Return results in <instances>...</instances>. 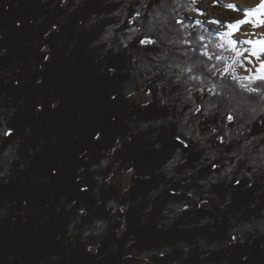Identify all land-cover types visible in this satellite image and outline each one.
<instances>
[{
    "label": "trees",
    "instance_id": "16d2710c",
    "mask_svg": "<svg viewBox=\"0 0 264 264\" xmlns=\"http://www.w3.org/2000/svg\"><path fill=\"white\" fill-rule=\"evenodd\" d=\"M196 9L0 0V264H264V80Z\"/></svg>",
    "mask_w": 264,
    "mask_h": 264
},
{
    "label": "rangeland",
    "instance_id": "374dc122",
    "mask_svg": "<svg viewBox=\"0 0 264 264\" xmlns=\"http://www.w3.org/2000/svg\"><path fill=\"white\" fill-rule=\"evenodd\" d=\"M197 9L193 12H189L188 15L196 19V21H202L207 24L210 28L219 32L224 38H228L230 40H235L239 38V40H251L254 43L252 45L248 44H237L236 47L243 51L244 49H249V52H244V56H248V60L244 59V56H240L235 63V72L240 75H248V78L258 77L264 75V69H261V63L264 62V55H260L259 59L252 57L250 55V51L254 50V48L260 49L259 47H255L254 44L259 39H264V35L258 38L255 36L256 34H264V25H260L259 21L264 19V9L259 12L258 19L254 22L244 23L240 25V28L244 29V34L249 35L246 38L237 37L233 33L232 36H227L225 33L231 31L228 29L227 25L235 24L237 20L249 18L248 11L254 9L252 6H244L235 0H220V2H215V0H195ZM256 1V0H255ZM262 0H257L254 4L261 2ZM235 4L238 7L242 8L244 11H234L233 9L227 8L224 5L226 4ZM253 5V6H255ZM261 5V4H260ZM252 7V8H251ZM213 21H220V23H213ZM242 33L241 29L239 30ZM261 35V34H260ZM249 60L251 63H249ZM240 62L243 63V67L240 66ZM133 100L146 103L151 99V95L138 92L135 93L132 97ZM115 184L120 187L121 190H124L131 183V173L127 172L121 174L114 178Z\"/></svg>",
    "mask_w": 264,
    "mask_h": 264
},
{
    "label": "snow or ice",
    "instance_id": "6c2138e0",
    "mask_svg": "<svg viewBox=\"0 0 264 264\" xmlns=\"http://www.w3.org/2000/svg\"><path fill=\"white\" fill-rule=\"evenodd\" d=\"M195 2V0H194ZM215 2H220V0H215ZM225 7L227 8H230V9H233L234 11H244L242 8L238 7L237 5L235 4H226L224 5ZM260 8L264 9V0H262V3L261 5L259 6ZM248 11V15H253L255 10H247ZM137 16H139V13L136 14ZM249 20L247 18L245 19H240V20H237L235 24H229L227 25L228 29H230L231 31L225 33V35L227 36H232L234 32H237L239 31V27L241 24H244V23H248ZM213 23H220V21H213ZM259 24L260 25H264V19H261L259 21ZM131 31L135 32L136 29H132ZM203 39V37H201V40ZM153 43L152 40L150 39H141L140 40V44L141 45H146V44H151ZM254 42L251 41V40H239V38H236L235 40H230L229 41V44L232 45V51L235 52V55L236 57H240V56H244V52H249V49H244L243 51L239 50L236 45L237 44H248V45H252ZM257 44H260L261 47H260V54H264V39L260 40V41H257L255 42ZM216 47L218 48H224V44H219L217 45ZM203 56H206L208 58L209 61L215 59L216 61H222L224 60L225 58L223 57V55H213L211 54L208 50H207V45L204 46V50L202 51L201 53ZM260 54H258L255 50H252L250 51V55L252 57H255L257 59H259V56ZM244 59L245 60H248V56H244ZM237 63V60L235 58H233V64ZM249 63H251V61L249 60ZM233 64H227L224 66L223 68V71L220 72L221 75H225V74H229V73H234L235 72V68L233 67ZM240 66L243 67V63L240 62ZM261 69H264V62L261 63ZM192 68H187V69H182V71H187L189 73L192 72ZM213 70L215 71H219V69H217L216 65H212V67L209 69V72H212ZM191 79H194V80H199L200 77L198 76H191L190 77ZM234 79H236L237 77L233 76ZM253 79H261V80H264V75H261V76H258V77H253ZM242 87H247L246 85H242ZM201 91H207L210 95H217V91H216V86L213 85L212 87L210 88H201L200 89ZM249 91H257V89H248ZM201 107L200 106H196L194 109H192L191 111H193L194 113H200L201 112ZM233 115L232 114H228L227 115V120L229 122H231L233 120ZM217 129L213 128L212 129V132L210 133L211 134H214L216 133ZM6 134H11L10 132L9 133H6ZM178 140H180V137H177ZM217 139L220 141V143H224V137L223 136H218ZM181 143H183V141H181ZM187 146V145H185ZM217 165L213 164L212 167L215 168ZM189 195H191V193H189ZM233 239H235V237H233Z\"/></svg>",
    "mask_w": 264,
    "mask_h": 264
},
{
    "label": "bare ground",
    "instance_id": "6f19581e",
    "mask_svg": "<svg viewBox=\"0 0 264 264\" xmlns=\"http://www.w3.org/2000/svg\"><path fill=\"white\" fill-rule=\"evenodd\" d=\"M230 1V0H229ZM232 1V0H231ZM236 2H238V3H240V4H242V5H244V6H252L254 9H252V10H255V12H254V14L253 15H250L249 16V18H248V20H249V22H254V21H256L257 19H258V15H259V12H261V10H262V8H260L259 6H260V4L262 3V1L261 2H259V3H257L256 5L254 4L256 1L255 0H235ZM253 5H255V6H253ZM251 7V8H252ZM248 22V23H249ZM257 22V21H256ZM241 29V31H242V33H240L239 31H237L236 32V36L237 37H240V38H243L244 37V39L246 38V36H249V35H245L243 32H244V29H246V28H240L239 27V30ZM261 34V35H260ZM259 35L258 34H256L255 36H258V38H260V37H262V35H264V34H262V33H260ZM261 39H259L258 41H260ZM254 46L255 47H261V45L260 44H257V43H255L254 44ZM254 50L258 53V54H260V49H257V48H254ZM260 55H264V54H260Z\"/></svg>",
    "mask_w": 264,
    "mask_h": 264
}]
</instances>
